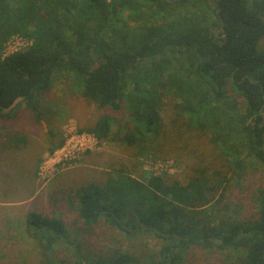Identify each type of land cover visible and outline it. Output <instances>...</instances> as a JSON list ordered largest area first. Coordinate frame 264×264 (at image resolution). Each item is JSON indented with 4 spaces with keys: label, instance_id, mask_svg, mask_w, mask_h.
<instances>
[{
    "label": "trees",
    "instance_id": "16d2710c",
    "mask_svg": "<svg viewBox=\"0 0 264 264\" xmlns=\"http://www.w3.org/2000/svg\"><path fill=\"white\" fill-rule=\"evenodd\" d=\"M15 34L33 45L2 59ZM263 42L264 0H0V122L24 106L39 123L42 96L69 75L104 111L82 131L100 143L135 146L158 135L162 100L173 95L180 127L208 137L231 174L200 168L182 184L138 180L121 169L86 184L77 192L85 233L104 223L128 241L154 236L159 251L144 263L115 249L91 259L61 217L30 212L28 231L45 264H56L60 245L74 251L75 264H184L193 246L230 252L238 264H264V189L253 220L217 219L209 209L224 204L228 186L241 178L243 154L264 167ZM125 101L133 104L135 130L121 135L108 111H122Z\"/></svg>",
    "mask_w": 264,
    "mask_h": 264
},
{
    "label": "rangeland",
    "instance_id": "374dc122",
    "mask_svg": "<svg viewBox=\"0 0 264 264\" xmlns=\"http://www.w3.org/2000/svg\"><path fill=\"white\" fill-rule=\"evenodd\" d=\"M261 49V45H260ZM264 50V42L262 43ZM69 75H61L41 99V120L23 106L13 118L0 122V264H45L39 244L30 236L27 215L36 212L47 217H61L71 240L91 259L106 256L110 250L129 252L139 262L159 251L161 241L143 235L128 241L114 228L101 223L88 235L78 219V190L89 183H103L124 169L143 180L152 175L185 184L200 168L228 172L227 162L210 144L208 137L189 133L180 127L173 106V95L164 97L159 111L158 135L149 133L151 141L128 146L93 141L92 150L63 161L54 168L51 158L68 139L88 134L104 113L86 100ZM131 92V88L127 90ZM133 100L136 98L133 97ZM125 101L120 112L108 111L114 118V131L123 135L134 131L133 110ZM129 104V105H127ZM63 145L59 147L60 143ZM241 156V178L228 186L224 204L211 206L217 219L253 220L259 214L257 198L264 189V167L249 163ZM49 170L42 174V169ZM240 172V171H239ZM231 175V174H230ZM228 175V176H230ZM216 208V209H215ZM218 209V211H216ZM56 264H75L74 251L68 246L56 247ZM184 264H238L230 252H209L203 247L188 250Z\"/></svg>",
    "mask_w": 264,
    "mask_h": 264
},
{
    "label": "built area",
    "instance_id": "2783aa9c",
    "mask_svg": "<svg viewBox=\"0 0 264 264\" xmlns=\"http://www.w3.org/2000/svg\"><path fill=\"white\" fill-rule=\"evenodd\" d=\"M113 0H106L111 3ZM33 45V40L26 38L20 34H15L4 44L2 53V59H5L13 54L23 52L27 48ZM97 140L91 134H84L81 136H74L66 141L65 146L51 158V166L49 169L54 168L55 165H59L63 161H69L76 159L78 154L84 153L88 150H92V143ZM99 142V141H98ZM49 170L42 169V174H45Z\"/></svg>",
    "mask_w": 264,
    "mask_h": 264
},
{
    "label": "water",
    "instance_id": "95a60500",
    "mask_svg": "<svg viewBox=\"0 0 264 264\" xmlns=\"http://www.w3.org/2000/svg\"><path fill=\"white\" fill-rule=\"evenodd\" d=\"M22 101V98H18L13 105H11L8 109L7 112L14 109L20 102Z\"/></svg>",
    "mask_w": 264,
    "mask_h": 264
}]
</instances>
